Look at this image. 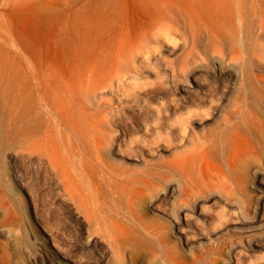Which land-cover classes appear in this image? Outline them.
Listing matches in <instances>:
<instances>
[{"label": "bare ground", "instance_id": "6f19581e", "mask_svg": "<svg viewBox=\"0 0 264 264\" xmlns=\"http://www.w3.org/2000/svg\"><path fill=\"white\" fill-rule=\"evenodd\" d=\"M132 7L145 23L131 32ZM72 14L78 40L113 30L102 61L66 76L27 60L23 79L27 162L51 169L60 211L88 246L108 237L114 264H133L122 236L136 225L169 264H264V0H86ZM176 40L182 65L162 74L173 85L137 90L141 65ZM11 85L1 70L0 99ZM126 105L142 120L125 123Z\"/></svg>", "mask_w": 264, "mask_h": 264}, {"label": "rangeland", "instance_id": "374dc122", "mask_svg": "<svg viewBox=\"0 0 264 264\" xmlns=\"http://www.w3.org/2000/svg\"><path fill=\"white\" fill-rule=\"evenodd\" d=\"M85 1L0 0V71L4 69L8 72L12 82V85L7 87L4 98L0 99V147H2V149L0 148V264H114L109 251L106 254L102 253L106 241H109L108 237L97 236L95 246L86 244L87 235L79 233V220L68 214L65 209L61 208L60 211L53 172L45 161L40 164L41 166L36 162V159H33L29 164L23 144L25 126L23 79L26 61L30 60L35 64L41 62L45 67L48 65L49 68L52 67V70L55 68L58 70L57 72H61V75L68 73L66 76L71 74L73 76V73L76 72L77 74L75 73L74 76H77L81 73L84 74L83 68L87 67V64L100 63L103 59L101 55L106 54L107 50L113 46L110 42L114 37L113 30L109 29L112 30L111 32L105 30L110 28L109 24L105 25L108 28L101 27L99 24L100 27L96 24L97 29L95 25L92 26L93 29L89 27V30L96 32H91L89 36L93 35L87 38V34L90 33L87 29L88 32L83 31L85 35L80 33V40L74 38L73 29L70 32V27H72L70 21L72 16H75L72 14L73 10ZM126 20L129 22L128 24L126 21L129 28L135 29L131 32L138 30L145 23V19L139 16L138 10L133 7ZM98 32L99 34H96ZM71 35L73 39L70 38ZM83 37L87 40H83ZM70 41H73V44ZM176 41L179 45L175 46V51L162 49L156 61L153 59L154 55L150 54L152 56H149V59L152 61L147 60L145 63H148H142L144 65L140 67L141 74H147L150 78L142 80L143 82L137 80V82L139 81L137 90L138 87L139 91L144 88L146 80L148 83L145 84V88L153 86L154 83L155 86H158L159 82H163V78H165L164 81H169V85L172 83L168 73L172 69H180L182 55H184L180 47V40ZM79 43L82 44L78 45ZM74 45L79 46L80 53H77L79 49L77 50ZM102 52L103 54H101ZM99 55L101 59L96 58ZM92 57L93 60H91ZM88 61L90 62L88 63ZM74 65L84 66L82 72L81 67L78 68V66L71 69ZM77 69L80 70L79 73ZM71 70L74 72L72 73ZM85 70L87 71V69ZM166 72L169 75V80L163 76ZM161 76L162 78H160ZM139 83L140 85L143 83V85L140 87ZM129 87L127 86V89ZM127 105L125 109L129 116L124 117L125 114L123 115L124 122L142 120L145 114L128 110ZM134 116L138 120H135ZM162 135L156 137L161 142L167 141L166 135L164 138ZM162 153L163 155L167 154L166 150ZM233 197L238 200L241 198L237 193ZM140 213L144 220L146 218V223H151L155 221L156 217H159L157 211L151 210L147 206ZM125 227L128 228V225ZM143 230L141 226L136 225L132 228L129 227V231L122 236L125 242L124 246L130 253L133 264H169L168 252H164L166 251L165 247L162 249L163 246L156 238L154 239L152 235L146 231L143 232ZM177 251L182 254L178 248ZM102 254L106 257L103 261H99Z\"/></svg>", "mask_w": 264, "mask_h": 264}]
</instances>
